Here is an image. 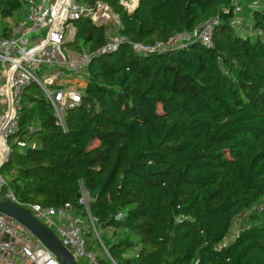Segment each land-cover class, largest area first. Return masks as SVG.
Instances as JSON below:
<instances>
[{"label": "trees", "instance_id": "trees-1", "mask_svg": "<svg viewBox=\"0 0 264 264\" xmlns=\"http://www.w3.org/2000/svg\"><path fill=\"white\" fill-rule=\"evenodd\" d=\"M23 1L0 0V17L15 18ZM100 1L118 15L117 35L147 47L217 18L212 46L125 44L93 57L65 130L30 86L19 125L37 131L18 137L36 147L11 145L4 192L85 215L81 183L102 225L100 264H264V0L244 11L245 33L233 0H138L131 12ZM74 27L67 48L94 51L108 40L105 25L80 18ZM262 201L225 241L233 220Z\"/></svg>", "mask_w": 264, "mask_h": 264}, {"label": "built area", "instance_id": "built-area-1", "mask_svg": "<svg viewBox=\"0 0 264 264\" xmlns=\"http://www.w3.org/2000/svg\"><path fill=\"white\" fill-rule=\"evenodd\" d=\"M116 1L123 10L131 12L138 0ZM237 1L233 0L235 12L240 11ZM259 1L253 0L252 3L257 6ZM21 10V16L4 18L6 25L0 30V169L9 159L12 144L19 148L36 147L35 142L18 137L22 131L28 135L37 131L34 122L26 124L24 129L19 125L20 113L25 106L24 95L30 86L38 87L39 95L53 109L56 124L65 130V110L79 105L81 85L78 81L93 57L111 54L125 44L136 52H165L196 41L210 47L213 30L218 23L217 18L208 19L193 30L174 32L165 42L150 47L132 42L124 35H116L94 51L85 48L76 51L63 48L66 41L73 40L75 27L69 37L65 36L68 22L86 18L96 25H105L113 14L108 3L100 0L92 3L24 0ZM6 187L7 182L0 170V197L26 207L57 235L76 261L84 258L87 264H100L99 251L87 248L90 233L108 256L99 238L98 224L88 210V192L81 183L78 201L83 205L85 215L67 203L58 208L20 203L10 190L4 192ZM0 264L60 263L38 238L0 213Z\"/></svg>", "mask_w": 264, "mask_h": 264}, {"label": "water", "instance_id": "water-1", "mask_svg": "<svg viewBox=\"0 0 264 264\" xmlns=\"http://www.w3.org/2000/svg\"><path fill=\"white\" fill-rule=\"evenodd\" d=\"M77 197H79V193ZM0 213L11 218L34 237L38 238L60 264H78L57 235L39 221L26 207L0 197Z\"/></svg>", "mask_w": 264, "mask_h": 264}, {"label": "rangeland", "instance_id": "rangeland-1", "mask_svg": "<svg viewBox=\"0 0 264 264\" xmlns=\"http://www.w3.org/2000/svg\"><path fill=\"white\" fill-rule=\"evenodd\" d=\"M241 2L240 4H238V6L240 7V13L243 15L242 16V20H241V17H240V20L242 21L241 22V25H240V21H236L235 23L237 25H240V30L242 33H245L246 30H247V26H248V20H247V14H244V11L248 8H252V6H256L255 4H253V0H238V2ZM260 5V4H258ZM18 14H16V17L18 16H21L22 15V10L20 9V11L17 12ZM244 17V18H243ZM6 25V22L0 18V30ZM106 37L107 39H111L113 38L114 36H116V32H117V29H119L120 27V21H119V17L118 15L116 14V12L113 10V14L110 15L109 19L106 21ZM74 27V22L72 21H69L68 24H67V27L65 29V36L66 37H69L70 36V33H71V30L73 29ZM64 49L67 48V46L64 45L63 47ZM78 85H83V82H84V78L83 76L81 75L80 76V81H78ZM80 86V87H81ZM30 90H34L37 92L36 88H35V85H32V87L30 88ZM8 191V190H7ZM5 191V192H7ZM263 204V201L258 203L257 205H253L249 208H247L246 210H244L239 216H237L231 226H230V229L226 235V238H225V241H227V239H230L232 238L233 236H235V234L241 229L244 227L245 224L249 223L247 222L248 221V218L250 217V214H254V213H257V209L261 207V205ZM96 227L98 228L97 231L99 233V229H100V226L96 225ZM90 239H92V233H90ZM91 247H93L94 249L98 250L100 252V255H105V253L103 252V250L101 249V246L99 244V242H91L90 244ZM77 262L78 264H87V261L84 259V258H79L77 259Z\"/></svg>", "mask_w": 264, "mask_h": 264}]
</instances>
